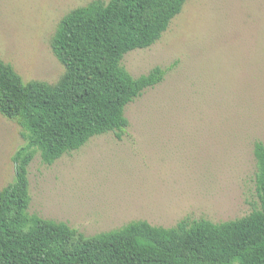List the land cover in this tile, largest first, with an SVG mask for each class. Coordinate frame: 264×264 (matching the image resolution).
Instances as JSON below:
<instances>
[{"label":"rangeland","instance_id":"1","mask_svg":"<svg viewBox=\"0 0 264 264\" xmlns=\"http://www.w3.org/2000/svg\"><path fill=\"white\" fill-rule=\"evenodd\" d=\"M92 0H0V59L28 82L66 72L52 48L70 10ZM108 1V0H104ZM164 80L126 106L129 126L28 166L29 212L86 236L134 220L222 222L261 206L255 144L264 142V0H188L152 46L123 61ZM28 131L0 112V190L16 178Z\"/></svg>","mask_w":264,"mask_h":264},{"label":"trees","instance_id":"2","mask_svg":"<svg viewBox=\"0 0 264 264\" xmlns=\"http://www.w3.org/2000/svg\"><path fill=\"white\" fill-rule=\"evenodd\" d=\"M188 0H92L61 19L52 48L66 72L56 84L24 81L0 59V112L18 120L28 142L14 155L15 180L0 190V264H264V142L255 144L261 206L222 222L185 218L176 226L134 220L86 236L29 212L28 166L125 130L126 106L161 83L169 68L133 76L125 55L152 46Z\"/></svg>","mask_w":264,"mask_h":264}]
</instances>
